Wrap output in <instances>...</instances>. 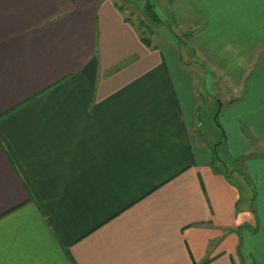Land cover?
Returning a JSON list of instances; mask_svg holds the SVG:
<instances>
[{
    "label": "crops",
    "instance_id": "0c3cea01",
    "mask_svg": "<svg viewBox=\"0 0 264 264\" xmlns=\"http://www.w3.org/2000/svg\"><path fill=\"white\" fill-rule=\"evenodd\" d=\"M147 2L193 67L117 0H0V264H264V0Z\"/></svg>",
    "mask_w": 264,
    "mask_h": 264
},
{
    "label": "rangeland",
    "instance_id": "374dc122",
    "mask_svg": "<svg viewBox=\"0 0 264 264\" xmlns=\"http://www.w3.org/2000/svg\"><path fill=\"white\" fill-rule=\"evenodd\" d=\"M121 7L125 10V14L129 17L131 21L134 23V27L139 31L140 36H144L145 38L154 37V41L156 43L161 42L163 45L172 46L179 55L180 65H186L188 67H193L195 65L194 60L190 59V55L188 53V49H186V44H184L179 38L176 40V37L172 36L171 40H176L173 44H168L167 40L164 42L166 30L161 25H155L150 21L144 11V2L145 0H117ZM156 12L162 22L164 18L163 6H155ZM167 34V33H166ZM174 35V34H173ZM177 37H180L177 35ZM199 86V85H198ZM219 89V90H218ZM206 91V90H205ZM215 94L211 95L207 91L204 92L203 104L200 106L199 111L202 115L203 119V130L206 134V138L209 139L210 143L215 144V152H214V161L216 164L221 166V168H225L230 173H232V181L236 184H240V192L242 195L248 198L249 193L252 192L255 195V188L252 185L253 183L247 181V185L250 188H246V186L240 183L241 180L243 183L246 182V177L242 171L239 170L240 159L237 156H232L228 154L227 144L222 141L223 133L218 129L216 124L211 122L212 118L216 115V112L219 108L218 98L222 100L226 98L227 93H224L220 88L214 87ZM258 151H264V145H261L257 149ZM237 170V174H235ZM235 171V172H234ZM244 180V181H243Z\"/></svg>",
    "mask_w": 264,
    "mask_h": 264
},
{
    "label": "trees",
    "instance_id": "16d2710c",
    "mask_svg": "<svg viewBox=\"0 0 264 264\" xmlns=\"http://www.w3.org/2000/svg\"><path fill=\"white\" fill-rule=\"evenodd\" d=\"M144 11L147 15V17L150 19V21L152 23H154L155 25H161L162 22L161 20L159 19L156 11H155V6H149L147 0H145L144 2ZM141 42L143 44H145L146 46H150L151 45V42L148 38H145L143 35L141 36ZM217 123V122H216ZM218 125V123H217ZM215 162V161H214ZM218 169V168H217Z\"/></svg>",
    "mask_w": 264,
    "mask_h": 264
}]
</instances>
